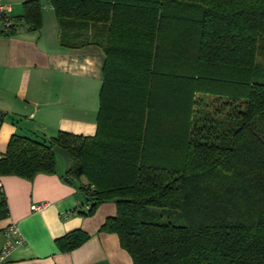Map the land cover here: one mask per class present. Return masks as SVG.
<instances>
[{
	"label": "trees",
	"instance_id": "1",
	"mask_svg": "<svg viewBox=\"0 0 264 264\" xmlns=\"http://www.w3.org/2000/svg\"><path fill=\"white\" fill-rule=\"evenodd\" d=\"M49 1L61 46L105 54L97 131L13 135L0 175L54 174L58 146L68 178L87 180L84 215L115 202L100 231L134 264H264V0ZM18 21L41 30V0L0 35ZM5 205L0 190V218ZM89 238L75 230L57 244L71 252Z\"/></svg>",
	"mask_w": 264,
	"mask_h": 264
},
{
	"label": "crops",
	"instance_id": "2",
	"mask_svg": "<svg viewBox=\"0 0 264 264\" xmlns=\"http://www.w3.org/2000/svg\"><path fill=\"white\" fill-rule=\"evenodd\" d=\"M31 0H0L11 11L12 23L24 14ZM43 27L33 31L18 21L14 37L0 35V154L13 135L41 140L60 132L94 136L105 54L98 46L71 50L59 43V25L49 0H41ZM0 15V32L4 28ZM156 142V141H155ZM6 200L0 218V251L3 231L15 224L22 244L5 264H134L116 234L101 232L117 213L115 202L100 205L84 215L90 203L81 190L87 180L71 181L57 160L54 174L33 180L1 176ZM75 230L90 238L71 251L60 250L57 240Z\"/></svg>",
	"mask_w": 264,
	"mask_h": 264
},
{
	"label": "built area",
	"instance_id": "3",
	"mask_svg": "<svg viewBox=\"0 0 264 264\" xmlns=\"http://www.w3.org/2000/svg\"><path fill=\"white\" fill-rule=\"evenodd\" d=\"M11 11L10 7L7 5H0V15L2 18H4V24L5 26H10L12 24L8 14ZM2 155L0 154V161L2 159ZM2 189V183H1V175H0V190ZM5 242L2 246V249L0 251V264H5L15 247L19 244H22L23 240L20 236L19 230L15 224H10L8 227H6L3 231Z\"/></svg>",
	"mask_w": 264,
	"mask_h": 264
},
{
	"label": "water",
	"instance_id": "4",
	"mask_svg": "<svg viewBox=\"0 0 264 264\" xmlns=\"http://www.w3.org/2000/svg\"><path fill=\"white\" fill-rule=\"evenodd\" d=\"M53 151L59 155L65 162V172L67 174L69 168H70V165H71V156H70V153L68 150H65V149H62L58 146L54 147L53 148Z\"/></svg>",
	"mask_w": 264,
	"mask_h": 264
},
{
	"label": "rangeland",
	"instance_id": "5",
	"mask_svg": "<svg viewBox=\"0 0 264 264\" xmlns=\"http://www.w3.org/2000/svg\"><path fill=\"white\" fill-rule=\"evenodd\" d=\"M202 97H204L206 103L210 104L212 102V99H213L212 96H208V95L204 96L203 95ZM57 160H58L60 166L65 165L64 160L59 155L57 156ZM154 210L161 214V216H162L161 221L162 222H168V219L166 218V214H162L160 210H157V209H154ZM171 221L174 222L175 224L181 225L179 222L175 221L173 218L171 219Z\"/></svg>",
	"mask_w": 264,
	"mask_h": 264
}]
</instances>
